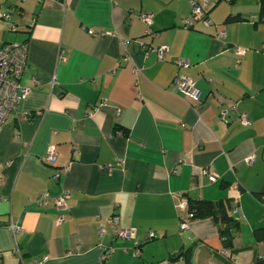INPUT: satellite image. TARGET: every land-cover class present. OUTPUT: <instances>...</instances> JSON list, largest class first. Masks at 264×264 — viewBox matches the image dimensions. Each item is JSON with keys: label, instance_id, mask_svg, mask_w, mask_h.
Returning a JSON list of instances; mask_svg holds the SVG:
<instances>
[{"label": "crops", "instance_id": "obj_1", "mask_svg": "<svg viewBox=\"0 0 264 264\" xmlns=\"http://www.w3.org/2000/svg\"><path fill=\"white\" fill-rule=\"evenodd\" d=\"M197 2L207 26L190 0H0L13 10L0 45L27 43L29 89L0 128V264H264V0ZM178 76L200 103L174 90ZM63 193V211L38 203ZM189 198L237 208L229 249L213 218L180 234ZM128 228L134 240L114 235Z\"/></svg>", "mask_w": 264, "mask_h": 264}, {"label": "built area", "instance_id": "obj_2", "mask_svg": "<svg viewBox=\"0 0 264 264\" xmlns=\"http://www.w3.org/2000/svg\"><path fill=\"white\" fill-rule=\"evenodd\" d=\"M191 5V19L202 21L204 25H208L209 21L205 19L204 13L201 6L197 0H190ZM13 13L12 9H5L0 12V18L4 20H9ZM140 20L149 28L153 23V16L150 13H141L139 15ZM185 26H189L191 23L188 20L184 22ZM12 29H14L12 27ZM86 33L91 37H96L98 35L102 36V33H96L92 30H87ZM150 34V33H147ZM122 45L125 46L126 42L122 41ZM168 48L165 46H160L152 48L150 46H143V55L145 57L154 53L159 60H163ZM237 55H241L243 52L239 49L236 51ZM183 62L177 61V65H182ZM27 68V43H8L0 45V128L7 120L8 116L14 114L22 100L29 93V89L23 88L20 86V78L24 71ZM174 90L180 94L184 99L189 100L193 103H200V92L197 90L195 83L183 76H178L173 81ZM229 109H234L233 106H229ZM228 111L222 110L220 112V119L225 121ZM238 120L241 125H248L247 117L244 114L238 116ZM55 160V150L53 147L48 148L44 161L47 164H52ZM253 158L250 157L247 159V163H251ZM203 175H205L209 182L214 183L216 181V176L210 172L208 169L202 170ZM68 199V194L63 193L62 195L54 198L52 200H45L43 198L38 199L39 204L51 203L58 211H63L65 209L66 200ZM236 203V201L234 202ZM177 209L181 212L186 211V203H181L177 206ZM237 213V208H233V214ZM111 220L114 224L117 223V217H111ZM63 222V217L59 214L56 219V224L59 225ZM3 223L0 222V227ZM9 228L12 233L15 234L18 231V227L14 222H9ZM188 230V224L181 221L179 223V232L184 233ZM114 235L117 238L124 240H134L136 236V231L134 228L128 229H116L114 230ZM149 239L154 238V234H149ZM136 245V243H135ZM111 250L104 254V258H107L111 254ZM140 254L139 249L137 248L134 252V257H138ZM222 256L229 257L228 252L222 250L220 252ZM45 258L42 260L44 261ZM38 264V263H37Z\"/></svg>", "mask_w": 264, "mask_h": 264}, {"label": "trees", "instance_id": "obj_3", "mask_svg": "<svg viewBox=\"0 0 264 264\" xmlns=\"http://www.w3.org/2000/svg\"><path fill=\"white\" fill-rule=\"evenodd\" d=\"M260 18L264 19V3H262ZM184 203H186V211L184 219L182 218L180 222L188 223L190 220L213 218L220 224L219 237L224 248L229 249L231 247L233 237L238 230V220L235 217L236 214L230 215V202H212L189 198ZM257 236H259L258 232Z\"/></svg>", "mask_w": 264, "mask_h": 264}]
</instances>
